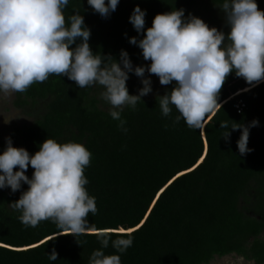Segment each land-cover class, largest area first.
Listing matches in <instances>:
<instances>
[{"label":"trees","instance_id":"obj_1","mask_svg":"<svg viewBox=\"0 0 264 264\" xmlns=\"http://www.w3.org/2000/svg\"><path fill=\"white\" fill-rule=\"evenodd\" d=\"M223 2L119 0L116 10L102 17L87 0H68L63 12L67 26L72 15L83 16L93 55L119 63L124 50L130 60L140 62L142 50L129 40L142 39L157 14L183 9L187 20ZM256 2L264 11V0ZM136 6L146 13L140 33L129 20ZM80 42L77 38L71 47ZM128 75V92L138 95L139 79L133 72ZM173 87L174 81L160 94L141 97L134 109L125 106L121 118L127 132L100 107L94 86L79 88L66 76L53 74L17 92L18 106L41 104L43 109L32 124L16 126L0 138V154L7 138L30 155L47 138L83 144L92 154L84 169L85 188L95 197L98 211L89 213L87 235L62 233L51 220L25 227L21 213L9 205L28 185L22 182L16 192L0 189V264H89L96 250L119 255L121 264H208L215 256L232 253L264 264V81L252 86L231 73L218 98L222 107L206 117L203 131L188 128L182 118L175 122L179 112L174 106L169 116L162 115L157 97ZM240 99L245 107L238 112L235 104ZM254 120L257 126H252ZM224 121L228 129L220 127ZM234 123L249 127L247 147L252 151L246 155L239 153L241 130H232ZM33 172L29 165L25 175L31 179ZM121 229L124 238L132 237V246L117 252L111 243L118 238L114 234L102 248L95 232ZM53 249L58 253L55 261L48 257Z\"/></svg>","mask_w":264,"mask_h":264},{"label":"clouds","instance_id":"obj_2","mask_svg":"<svg viewBox=\"0 0 264 264\" xmlns=\"http://www.w3.org/2000/svg\"><path fill=\"white\" fill-rule=\"evenodd\" d=\"M91 8L107 17L117 8L119 0H87ZM68 0H0V93L11 95L25 92L34 83L45 82L50 75L66 76L79 88L99 85L100 98L111 107L109 115L119 121L124 132L126 121L121 118L125 106L135 108L141 97L151 91V81L144 78L145 71L159 78L161 85L173 81L169 93L158 96L162 115L169 116L174 106L179 112L175 122L182 118L188 128L205 129L209 114L222 107L218 98L227 77L235 72L247 84L255 86L264 81V11L256 0H224L220 7L226 14L230 32L225 34L209 27L202 19L190 16L184 19V10L157 14L152 26L140 40L129 42L142 50L150 66L133 69L128 53H120V62L112 57L93 55L88 43L90 29L80 14L70 17L66 25L63 9ZM145 11L136 6L129 17L140 33L145 26ZM77 38L81 42L72 48ZM227 39V43H225ZM107 61V62H105ZM121 63L123 67H121ZM129 72L141 77L143 87L138 95H130L126 87ZM254 120L252 126H257ZM228 129V122L220 123ZM232 130H241L237 147L241 155L252 149L247 147L249 127L234 123ZM229 131L224 134L227 140ZM91 152L80 143H58L47 138L34 155L24 148L13 147L7 138V147L0 154V189L10 187L12 192L26 183L28 189L11 203L13 211L21 213L20 222L35 228L41 221L51 220L68 235H87L89 213L98 211L95 197H90L84 169L90 165ZM29 165L34 169L31 179L25 175ZM18 167V171H14ZM102 248L112 247L123 253L133 244L130 235L112 230L95 232ZM50 260H57L53 249ZM89 264H121L119 255H105L96 250Z\"/></svg>","mask_w":264,"mask_h":264},{"label":"rangeland","instance_id":"obj_3","mask_svg":"<svg viewBox=\"0 0 264 264\" xmlns=\"http://www.w3.org/2000/svg\"><path fill=\"white\" fill-rule=\"evenodd\" d=\"M202 19L210 28L215 27L218 31L225 33L229 30L230 26L226 22V14L223 10L214 6L206 12H202L201 16H195ZM133 69L137 66L148 67L151 64L150 60H145L144 58L140 62H134L131 60ZM121 67H123L121 63ZM134 73V72H133ZM139 79L140 88L143 87L141 77ZM144 78H148L151 81L152 91L143 96L144 98H151L162 92V87L159 82V78L150 74L147 70L145 71ZM130 83V78L126 81V84ZM95 92L94 95L99 99V105L102 109L109 110L110 105L100 98V93L103 91V88L99 85L94 86ZM139 94V90L137 92ZM42 105H32L29 104L25 107L17 105V92L12 93L11 95H4L0 93V138L8 137L12 130L16 126L32 124L38 117L39 111H41ZM208 264H257L255 261L246 260L244 257L237 254H228L225 256H215Z\"/></svg>","mask_w":264,"mask_h":264},{"label":"built area","instance_id":"obj_4","mask_svg":"<svg viewBox=\"0 0 264 264\" xmlns=\"http://www.w3.org/2000/svg\"><path fill=\"white\" fill-rule=\"evenodd\" d=\"M235 107L238 112H241L242 109L245 107V102L242 101L241 99L235 104Z\"/></svg>","mask_w":264,"mask_h":264},{"label":"flooded vegetation","instance_id":"obj_5","mask_svg":"<svg viewBox=\"0 0 264 264\" xmlns=\"http://www.w3.org/2000/svg\"><path fill=\"white\" fill-rule=\"evenodd\" d=\"M205 2H208V0H204Z\"/></svg>","mask_w":264,"mask_h":264},{"label":"snow or ice","instance_id":"obj_6","mask_svg":"<svg viewBox=\"0 0 264 264\" xmlns=\"http://www.w3.org/2000/svg\"><path fill=\"white\" fill-rule=\"evenodd\" d=\"M120 231H124L123 229H121Z\"/></svg>","mask_w":264,"mask_h":264},{"label":"water","instance_id":"obj_7","mask_svg":"<svg viewBox=\"0 0 264 264\" xmlns=\"http://www.w3.org/2000/svg\"><path fill=\"white\" fill-rule=\"evenodd\" d=\"M202 161V159L200 160V162Z\"/></svg>","mask_w":264,"mask_h":264}]
</instances>
